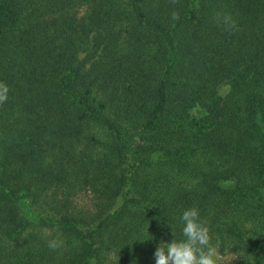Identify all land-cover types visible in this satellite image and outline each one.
Segmentation results:
<instances>
[{"label": "trees", "instance_id": "16d2710c", "mask_svg": "<svg viewBox=\"0 0 264 264\" xmlns=\"http://www.w3.org/2000/svg\"><path fill=\"white\" fill-rule=\"evenodd\" d=\"M0 82V264H264V0H0Z\"/></svg>", "mask_w": 264, "mask_h": 264}, {"label": "clouds", "instance_id": "9594fccd", "mask_svg": "<svg viewBox=\"0 0 264 264\" xmlns=\"http://www.w3.org/2000/svg\"><path fill=\"white\" fill-rule=\"evenodd\" d=\"M173 18H178L176 13H173ZM216 18L226 26L235 27V21L230 15L217 14ZM8 96L9 87L0 82V103L6 102ZM179 221L182 238L173 237L170 242L161 240L154 252L155 264H220L210 228L202 218L200 209L195 206L186 208ZM64 243L62 239L53 238L48 241V247L57 250L62 248Z\"/></svg>", "mask_w": 264, "mask_h": 264}]
</instances>
